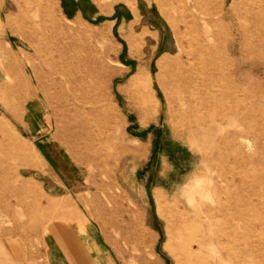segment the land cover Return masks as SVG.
Masks as SVG:
<instances>
[{
  "label": "rangeland",
  "instance_id": "rangeland-1",
  "mask_svg": "<svg viewBox=\"0 0 264 264\" xmlns=\"http://www.w3.org/2000/svg\"><path fill=\"white\" fill-rule=\"evenodd\" d=\"M135 2L0 0V264L70 205L118 264H264V0Z\"/></svg>",
  "mask_w": 264,
  "mask_h": 264
},
{
  "label": "crops",
  "instance_id": "crops-1",
  "mask_svg": "<svg viewBox=\"0 0 264 264\" xmlns=\"http://www.w3.org/2000/svg\"><path fill=\"white\" fill-rule=\"evenodd\" d=\"M145 1L136 0L135 3ZM54 183V190L63 186L59 182ZM70 207L66 215L71 219L52 223L47 229L46 257L50 264H118L116 255L106 244V239L102 238L97 225L82 210Z\"/></svg>",
  "mask_w": 264,
  "mask_h": 264
},
{
  "label": "bare ground",
  "instance_id": "bare-ground-1",
  "mask_svg": "<svg viewBox=\"0 0 264 264\" xmlns=\"http://www.w3.org/2000/svg\"><path fill=\"white\" fill-rule=\"evenodd\" d=\"M189 73V66L185 65L181 69H179L174 75H173V83H175V93L181 95V94H186V90L188 88V80L190 78ZM42 97V96H41ZM49 107V106H48ZM22 152L25 153L26 156L29 157H35L36 156V161L40 164V166L43 165V160L42 156H39L37 150H29L28 148L22 149Z\"/></svg>",
  "mask_w": 264,
  "mask_h": 264
},
{
  "label": "water",
  "instance_id": "water-1",
  "mask_svg": "<svg viewBox=\"0 0 264 264\" xmlns=\"http://www.w3.org/2000/svg\"><path fill=\"white\" fill-rule=\"evenodd\" d=\"M46 180H47V182L49 183V184L47 185V188L50 189V190H54L56 184H55L51 179H49V178H46ZM51 187H52V189H51Z\"/></svg>",
  "mask_w": 264,
  "mask_h": 264
},
{
  "label": "clouds",
  "instance_id": "clouds-1",
  "mask_svg": "<svg viewBox=\"0 0 264 264\" xmlns=\"http://www.w3.org/2000/svg\"><path fill=\"white\" fill-rule=\"evenodd\" d=\"M204 180L203 179H200V178H197V179H195L194 180V185L196 186V187H200L201 185H203L204 184Z\"/></svg>",
  "mask_w": 264,
  "mask_h": 264
}]
</instances>
